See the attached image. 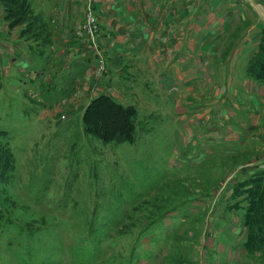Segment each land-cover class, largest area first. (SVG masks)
I'll return each mask as SVG.
<instances>
[{"label":"rangeland","instance_id":"374dc122","mask_svg":"<svg viewBox=\"0 0 264 264\" xmlns=\"http://www.w3.org/2000/svg\"><path fill=\"white\" fill-rule=\"evenodd\" d=\"M26 2L0 0L4 17L42 33ZM252 62L261 79L262 56ZM18 77L1 78L0 264H264V171L252 202L241 177L224 184L235 168L193 134L206 121L161 104L119 113L102 93L93 116L90 100L72 110L57 87Z\"/></svg>","mask_w":264,"mask_h":264},{"label":"crops","instance_id":"0c3cea01","mask_svg":"<svg viewBox=\"0 0 264 264\" xmlns=\"http://www.w3.org/2000/svg\"><path fill=\"white\" fill-rule=\"evenodd\" d=\"M26 4L41 21L42 33L19 34L0 4V89L1 78L12 74L22 76L24 87L25 79L33 88L42 81L49 91L57 87L72 110L100 93L132 110L144 105L148 115L163 113V105L167 115L206 121L193 134L200 136L202 152H215L228 160L226 167L235 168L224 184L233 177L251 184L264 171V74L260 79L250 70L260 56L264 64V46L259 47L264 0ZM88 7L97 14V45L106 59L100 75L94 73L95 50L81 27ZM213 104L219 109L216 118Z\"/></svg>","mask_w":264,"mask_h":264},{"label":"trees","instance_id":"16d2710c","mask_svg":"<svg viewBox=\"0 0 264 264\" xmlns=\"http://www.w3.org/2000/svg\"><path fill=\"white\" fill-rule=\"evenodd\" d=\"M9 22H10V24H13L14 23V20H11V19H9ZM261 64H263V58H262V62H261ZM264 65V64H263ZM97 98H100V96L99 97H95V98H93L91 101H90V103H89V106L90 105H93V108H92V111H93V116H96L97 114H94V107H96L97 105H99L100 104V102L99 101H96V99ZM104 98L106 99V102L108 103L107 105L109 106V109H111L112 111H117V112H119V113H128V112H131V111H133V110H131L132 108L131 107H126V106H124V105H121V104H118L117 102H115L111 97H109V96H104ZM103 101H105V100H103ZM99 103V104H98ZM103 103V102H102ZM88 106V107H89ZM98 112V111H97ZM93 120V119H92ZM131 122V121H130ZM127 123V122H126ZM0 132H1V130H0ZM259 177H261V176H255L253 179H252V183L251 184H244V186H245V188L248 190V192H250V193H252V194H250V200L249 201H253V199H254V197H253V195H255V194H257L258 193V191H259V189H258V187L257 186H255V181H256V178H259Z\"/></svg>","mask_w":264,"mask_h":264},{"label":"built area","instance_id":"2783aa9c","mask_svg":"<svg viewBox=\"0 0 264 264\" xmlns=\"http://www.w3.org/2000/svg\"><path fill=\"white\" fill-rule=\"evenodd\" d=\"M85 24L88 31H90V38L92 43L97 42V37L99 35L98 29H95L98 25L95 14L92 12V9L88 7L85 12ZM95 30V33L93 32ZM97 30V31H96ZM103 66L99 64L98 69H101Z\"/></svg>","mask_w":264,"mask_h":264}]
</instances>
